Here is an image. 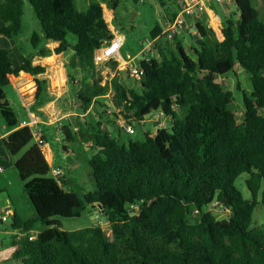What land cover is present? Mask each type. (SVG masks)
<instances>
[{
    "label": "trees",
    "instance_id": "16d2710c",
    "mask_svg": "<svg viewBox=\"0 0 264 264\" xmlns=\"http://www.w3.org/2000/svg\"><path fill=\"white\" fill-rule=\"evenodd\" d=\"M178 1L182 0H166L175 7L166 9L168 25L180 11ZM27 2L40 27V33L29 38L33 54L14 64L10 51L0 43V114L10 132L2 142L13 156L27 148L15 168L34 209V216L25 220L14 213L11 229L25 233L36 224L44 229L35 230L39 233L32 241H17L11 261L264 264V225L252 226L254 208H264V22L250 0H232L238 17L221 18L215 28L218 39L211 40L208 29L194 22V45L188 50L176 34L174 47L166 41L158 45L161 28L156 25L149 34L156 56L138 62L143 71L140 92L125 88L115 76L104 80L102 72L115 71L116 61L93 62L94 51L113 37L100 2L89 3L84 11L77 10L75 0ZM159 4L166 5L162 0ZM22 7V0H0V37L11 39L19 33ZM48 42L58 46L51 51L45 47ZM52 52L75 59L90 80L73 97L74 129L66 124L61 130L65 142L90 143L96 150L87 161L94 188L83 196L65 191L62 177L57 182L50 176L41 149L30 144V128L19 127L1 90L10 85L9 76L44 73V67L32 65L31 58ZM49 60L54 64V58ZM240 72L248 80L250 94L237 89L243 106V118L238 120L229 108L233 93L224 87L227 75ZM58 77L63 78L60 72ZM66 78L70 85L76 82L67 70ZM35 85L30 107L34 114L42 115L38 108L53 100L58 106L67 96L49 95L45 80L35 79ZM109 90L114 94L111 105L120 109L118 115L112 113L114 119L120 116L137 125L154 111L169 118L168 127L154 135L144 131L141 140L113 136L107 126L117 121L105 120L110 107L104 97ZM94 108L99 120H80ZM178 110H185L182 119ZM241 174L246 175L248 198L235 186ZM89 206L107 217L108 235L100 226L64 231L56 223L79 218ZM211 207L226 217L216 219Z\"/></svg>",
    "mask_w": 264,
    "mask_h": 264
},
{
    "label": "rangeland",
    "instance_id": "374dc122",
    "mask_svg": "<svg viewBox=\"0 0 264 264\" xmlns=\"http://www.w3.org/2000/svg\"><path fill=\"white\" fill-rule=\"evenodd\" d=\"M22 1V27L19 33L13 36L11 39L0 37L1 45L10 51V58L14 64H18L19 62V51L23 52V54L31 51L32 48L29 43V38L32 32H36L38 34L40 33V27L31 6L27 0ZM100 1H103L104 5L110 8L109 10H112L113 19L111 20L109 15H105V18L108 25H110L109 23L113 21L111 25L114 26L115 33L117 32L123 35L124 39L122 48L120 50V57L126 61L132 58V61L129 62L131 67H138V62L143 57L139 51L145 47L147 41H150L149 34L156 25L161 28V35L156 40V43H158L160 46H163L164 42L166 41L169 42L172 47H174L175 41L173 37H169L166 33H163V30L166 29V21L169 16V13L166 9L175 8L174 6H169V3H167L166 0H162L166 3L164 7L160 6V0H142V3H135L133 0H75V6L78 11H84L89 3ZM250 3L251 6L258 11L259 19L264 22V0H250ZM177 4L180 6L179 2H177ZM204 5L205 8H207V4H203V6ZM210 8H212L213 11H210L211 15L208 16L211 17L209 22H207L204 18H202L200 22L205 28L208 29L209 38L214 40V38L218 39V35H216L214 28L216 26L215 23L214 25L209 23H212L213 20L218 21L223 17V14L220 3L217 4L216 2H213ZM227 15L231 16L233 20L236 19L237 13L235 8L231 6L230 13ZM193 21V19L189 18L187 23L191 25ZM178 32L180 35H182L181 40L187 50L189 46L192 47L194 45L192 42L193 34L190 31L180 29ZM68 40L72 42L74 37L69 35ZM17 48L21 50H18ZM59 59L64 63L66 70L71 76L74 77L76 82L72 85L68 84L67 82L69 94H64L67 96L64 100L61 99L58 106L54 103V105L57 107V114L55 118L54 116H51L53 118L52 123L49 125L41 124L38 126L44 135V139L46 140V143H44L42 146H39V148H42V152L47 160L50 159V170L51 168L57 167L65 170L63 171L60 169L62 174H64L62 178L68 182L67 186H72L73 188L70 192H73L78 196H83L84 194L91 193L94 188L93 181L89 175L90 167L88 166L87 161L96 150L91 148L90 143L84 144L77 140L69 143L65 142L61 130L66 124L69 125L71 130L74 129L73 126L75 112L71 110L74 105L72 96L76 95L83 86L90 84V80L88 79L87 73L80 72L75 59H71L69 55L64 54H60ZM49 63H51L50 60ZM126 71L127 70L125 68H122V64H119V69L113 75L107 73L105 70L102 72V74L104 80H109L115 76L125 88H133L137 92H140V85L138 81L130 77ZM9 78L12 79L13 77L9 76ZM54 79V87H59L64 82L63 78H59L56 74H54ZM20 81L16 83L14 81L13 82L17 85ZM237 86L239 88H237ZM224 88L225 90L232 91L233 102L229 108L235 114L237 119L241 120L243 118L242 93L237 89L245 91V94L249 96L250 86L246 76L241 72L238 73L237 76L233 74L227 75L226 85ZM24 89L25 86L22 89L19 88L17 90L22 96V98L19 99V95H17L10 85L1 88L10 108L20 121H27L24 110L25 106H31L30 102L33 92V88L31 90L27 89L26 91H23ZM98 115V111L94 108L87 116H80V120H92L95 122L99 120ZM184 115L185 110L177 111L178 118L182 119ZM113 119L114 118L111 113L106 114L105 120L112 121ZM153 119H160V121L163 122L165 128L168 127L170 121L167 117H159L158 113L153 111L141 124H137L135 126V132L132 135H127L120 128L119 124L115 122L111 127L107 126V128L110 130L113 136L118 135L117 133H119L123 140H125L127 136H131L133 139L141 140L142 133L144 131L151 132V135L156 132L157 128L153 123ZM5 131L4 123L0 114V135H2ZM33 143L34 139H32L30 144ZM26 150L27 148H24L17 155L13 156L5 149L2 140H0V168L2 170V172H0V207L4 206L7 200H10L11 206L24 219L34 216V209L24 192L23 183L21 182L15 168V162L25 153ZM245 178L246 175L241 174L236 179L235 186L245 198H248L249 193L244 184ZM211 211L216 219H222L226 217L225 212H219L213 207H211ZM193 218L194 217L190 218V221H192ZM56 223L59 224L60 228L64 231L78 230L87 226H100L107 235L109 233L108 224L104 220V217L99 216L95 219L93 214L89 212L88 208L83 214H81L79 218H61L58 219ZM6 224L10 225L11 219H9ZM258 225H264V208H262L260 205H257L254 208L252 214V226ZM43 229V226L36 224L33 231H41Z\"/></svg>",
    "mask_w": 264,
    "mask_h": 264
},
{
    "label": "built area",
    "instance_id": "2783aa9c",
    "mask_svg": "<svg viewBox=\"0 0 264 264\" xmlns=\"http://www.w3.org/2000/svg\"><path fill=\"white\" fill-rule=\"evenodd\" d=\"M218 2H227L229 4L232 3V0H216ZM180 11L178 14L175 16L173 22L163 31V33H166L169 37L174 36L175 34L179 33L178 31L180 29H184L187 31H190L193 35L195 34L194 30V22L196 21H201L202 18H204V6H203V0H182L180 3ZM193 19L194 21L192 22L191 25H189L186 22V19ZM107 24V22H106ZM108 27V26H107ZM109 29V28H108ZM110 32L112 33L113 37L112 39L101 46L100 48L96 49L93 54V62L95 65H100L104 63H108L110 61H116L117 66L115 68V71H110L109 68H106L105 71L111 75H113L118 69H119V64H122V68H125L128 71V75L137 81H139L143 75L142 69L138 67H131L130 63L124 62L120 58V50L123 45V35L119 33H115L114 29H109ZM140 54L143 55L142 59H147L148 56H156V52L154 50L153 42L147 41V44L145 47H143L140 50ZM113 92L109 90V92L105 95L104 99L108 102V106L111 109L107 110V113H115L119 114L120 109L116 108L111 105V101L113 99ZM159 117H165L162 113L158 114ZM114 118V117H113ZM117 123L119 124L120 128L127 134V135H132L135 132V122H132L128 119H125L123 117L117 116L115 119ZM153 123L155 124L157 130L161 128H165L163 125V122L160 121V119H153ZM32 130L31 136L32 139H34V143L37 146H42L44 145V140H43V134L41 133L40 129L37 126L32 125ZM156 130V131H157ZM154 135V134H153ZM0 168V172H1ZM62 172L60 168H51L50 170V176L55 179L57 182L59 181V178L61 177ZM12 216V211L9 208H0V225L8 222V220ZM12 230V229H11ZM12 239L11 242L8 245L3 246L0 243V264L6 261H10L15 254V252L18 249L17 241L20 239L26 238L29 241H32L36 238L37 234L39 233L38 231H29L25 233H21L17 230H12Z\"/></svg>",
    "mask_w": 264,
    "mask_h": 264
},
{
    "label": "crops",
    "instance_id": "0c3cea01",
    "mask_svg": "<svg viewBox=\"0 0 264 264\" xmlns=\"http://www.w3.org/2000/svg\"><path fill=\"white\" fill-rule=\"evenodd\" d=\"M179 2V1H178ZM213 2H216L217 4L220 3V7H221V10H222V14L223 16H226L227 18L229 19H232L231 16L227 15L230 13V9H231V6L235 8L233 2L231 4L227 3L226 1L221 3V2H217L216 0H203V4H207V8H205V5H204V19L209 22V20L211 19V17H208L209 15H211L210 11H213L212 8H210L211 4ZM181 3V2H180ZM100 5L102 6L103 8V18H104V21H106V18H105V15H109L111 20L113 19V14H112V10H107L105 5H104V2L103 1H100ZM23 8V7H22ZM178 14V13H177ZM176 14V15H177ZM23 16V14H22ZM231 17V18H230ZM236 17H238V14L236 15ZM189 20V19H187ZM186 20V22H187ZM233 20V19H232ZM167 21H168V18H167ZM167 21H166V28L170 25L167 24ZM111 22V21H110ZM113 22V21H112ZM109 23L110 25L107 24L108 28L110 29H114V26L111 25L112 24ZM212 22V21H211ZM215 23V26L214 28H217L221 25V18L218 20V21H214L212 23H209L211 25H214ZM21 27H22V17H21ZM165 30V29H164ZM163 30V31H164ZM40 31V30H39ZM33 33V32H32ZM176 37L181 40L182 39V35H180L179 33L176 34ZM156 40V39H155ZM154 42V40L152 41ZM58 46V44L56 42H48L45 47H47L48 49H50L51 51H53L54 48H56ZM190 47V46H189ZM18 50H21L19 48H17ZM140 52V51H139ZM18 61H20V59L22 57H27V56H30L31 54H33V50L31 49L30 52L28 53H24L19 51L18 52ZM60 55V54H59ZM59 55H56L54 54L53 52L51 53V55L49 56H46V57H40V56H32L31 58V63L32 65H39L41 67H44L45 69V72L42 73V74H39L37 76H31L30 74L28 73H21L19 75V77L15 78L13 77L14 79H21V81L16 85L13 81L14 79H10L9 78V83H10V86L14 89V91L17 93V95H19V99L22 98V96L20 95L21 93L19 91H17L19 88L22 89L24 86H25V89L23 91H26L27 89L33 90L32 92V99H31V102L30 104L33 103L34 101V96H35V91H36V85H35V79H38V80H45L46 81V89H47V93L49 95H52V96H55V99L59 98L60 96L64 95L65 93H67V95L69 94V87H68V84H67V78H66V68H65V65L62 61H60L59 59ZM49 58H54L55 59V62L54 64H50L49 63ZM121 58V57H120ZM122 59V58H121ZM124 62H130L132 61V58L128 61L122 59ZM59 72H60V75H62L63 77V84L59 87H54L53 86V82L55 81L54 79V74H57V76L59 75ZM64 75H65V79H64ZM59 90V91H58ZM19 92V93H18ZM75 96V95H74ZM72 96V97H74ZM54 102L55 100L53 101H50L48 102L47 104H45L43 107L41 108H38L37 111L42 113V115H38V114H34V112L31 111V106L27 107L25 106V110L24 112L26 113V117H27V121H19V127H22V126H28L30 128V130H32V125L34 126H39L41 124H51L52 123V120L53 118L51 116H54V118L56 117V112H57V107L54 105ZM53 111H52V109ZM52 118V119H50ZM48 121V122H47ZM5 128V127H4ZM39 128V127H38ZM40 129V128H39ZM6 130V128H5ZM41 131V129H40ZM10 132L8 131H5L2 135H0V140H3ZM42 133V131H41ZM43 140H44V135H43ZM44 143H46V141L44 140ZM41 151H42V148H40ZM43 153V152H42ZM44 155V154H43ZM44 158L46 160V162L48 163V165L50 166L51 165V162H50V159L47 160V158L45 157L44 155ZM59 168V167H57ZM61 169V168H60ZM63 170V169H61ZM65 171V170H63ZM2 172V171H1ZM64 173V172H63ZM64 174L61 175V177H63ZM63 181L65 182V186H64V190L69 192L71 191L73 188L72 186H67L68 182L67 180H64L63 178ZM0 208H9L11 209L12 211V215L14 213H16L20 219L22 220H25V219H28V218H22L18 213L17 211L11 206V203H10V200H7L5 202V205L0 207ZM94 207H88L89 209V212H91L93 214V217L96 219L98 218L99 216H102L100 215L97 210H94L93 209ZM32 217V216H31ZM29 217V218H31ZM7 223V222H6ZM6 223L0 225V243L5 246V245H8L10 242H11V239H12V230H11V224L10 225H7ZM2 264H14L11 260L10 261H6V262H3Z\"/></svg>",
    "mask_w": 264,
    "mask_h": 264
},
{
    "label": "water",
    "instance_id": "95a60500",
    "mask_svg": "<svg viewBox=\"0 0 264 264\" xmlns=\"http://www.w3.org/2000/svg\"><path fill=\"white\" fill-rule=\"evenodd\" d=\"M238 69H239V71H241V67L240 66H238ZM92 207V206H91ZM94 209V208H93ZM95 210V209H94ZM104 220L106 221L107 220V217H104Z\"/></svg>",
    "mask_w": 264,
    "mask_h": 264
}]
</instances>
